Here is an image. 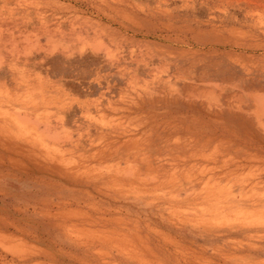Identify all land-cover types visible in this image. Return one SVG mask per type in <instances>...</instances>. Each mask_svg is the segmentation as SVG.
<instances>
[{
	"label": "rangeland",
	"instance_id": "obj_1",
	"mask_svg": "<svg viewBox=\"0 0 264 264\" xmlns=\"http://www.w3.org/2000/svg\"><path fill=\"white\" fill-rule=\"evenodd\" d=\"M0 264H264V0H0Z\"/></svg>",
	"mask_w": 264,
	"mask_h": 264
}]
</instances>
